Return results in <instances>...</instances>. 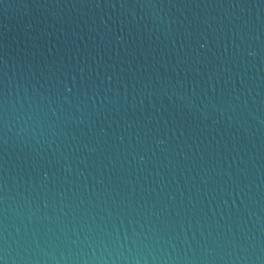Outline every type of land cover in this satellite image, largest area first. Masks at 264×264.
<instances>
[{
    "label": "water",
    "instance_id": "1",
    "mask_svg": "<svg viewBox=\"0 0 264 264\" xmlns=\"http://www.w3.org/2000/svg\"><path fill=\"white\" fill-rule=\"evenodd\" d=\"M0 264H264V0H0Z\"/></svg>",
    "mask_w": 264,
    "mask_h": 264
}]
</instances>
